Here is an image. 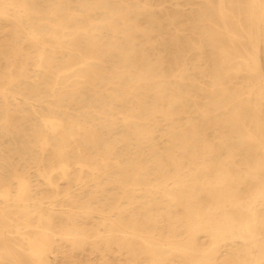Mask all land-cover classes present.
<instances>
[{
    "label": "bare ground",
    "instance_id": "bare-ground-1",
    "mask_svg": "<svg viewBox=\"0 0 264 264\" xmlns=\"http://www.w3.org/2000/svg\"><path fill=\"white\" fill-rule=\"evenodd\" d=\"M95 1L93 4H87L83 0L76 1L80 12L84 13L79 21L78 17L81 15L72 16L67 9L56 8L53 4L55 9L41 11L30 0H0L1 16H7L10 7L19 14L18 27L25 33V40L36 49L37 67L45 68L48 73L55 70L56 78L53 86L49 87L52 97L55 95V86L66 81L68 73L73 71L75 76L81 78V82L88 84L95 101L94 105H90L83 98L81 88L67 84L63 88L68 92L66 96L70 103L74 102L75 105L94 111L108 110L95 111L105 119L111 117L115 110H124L116 111V114L122 116L127 134L114 138L111 143L102 138L100 131L111 132L114 130V122L100 124L97 132L96 128L85 127V120L65 121L54 115L41 114L43 127L54 138H59L52 149L55 155L53 160L57 162L58 169L65 176L70 161L69 136L75 131L83 146L79 152L81 158L77 160L80 172L97 171L91 167L90 159L92 155H98L104 169H115L117 172L120 179L115 178L113 183L119 184L123 189L129 204L141 209L137 214L130 213L126 222L123 217L128 210L114 206L113 211H118V217L112 222L111 232L118 230L142 239V252L149 257V264H164L167 256L172 255L182 256L186 264H264V0H248L245 14L234 12L226 6L225 0H218L215 14L220 25L210 18L207 23L213 31L226 38L227 44L218 43L216 38L211 40L216 44L214 48L218 57V66L212 65L213 73L209 81L215 90L210 89L204 97L206 101L203 109L198 108L197 102L193 101L192 110H196L199 122H188L189 136L182 134L181 126L172 127L164 134L163 149L154 143L151 127L158 119L173 124L177 117L186 113L183 110L188 108H185L180 95L184 91L179 89V85L194 88L195 82L189 80L188 83H180L185 77L175 75L173 79L176 86L170 87L162 62L154 63L145 53L137 50L135 33H141L146 39L149 30H139L140 27L133 18L149 19L157 25L149 5L150 0H146V6L140 9H131L130 6L114 8L111 0ZM66 2L68 4L71 0ZM94 13L102 16L97 24L91 18ZM51 18L53 19L50 20ZM242 19L245 20L244 23ZM34 20L46 21L51 29L50 37L58 50L67 48L68 51H82L78 53L76 70L70 60L54 66L53 59L46 57L44 33L36 27ZM120 24L126 30L122 34V40H115L110 44L104 37L118 35ZM72 27L74 32L69 33L67 30ZM65 37H70L69 44L73 47L64 45ZM102 50L114 70L106 83H102L104 68H94L90 63L95 54ZM242 74L245 76L239 82V75ZM23 78L24 73L21 71L18 76L7 75L4 78L9 85L3 89L4 99L11 87L20 89L19 83ZM104 84L114 86V89L106 96L97 95L96 92ZM21 89L34 92L48 89V86L42 79ZM186 93L188 98L192 97L189 91ZM13 94L22 95L17 90ZM243 94H246L245 99ZM74 96H78V99ZM214 125L230 126V134L234 135L228 139H220L221 148L217 150H213L205 138L200 137L202 132ZM38 140L41 145H49L46 136L40 135ZM233 142H240V147L246 142L253 145L251 153L247 151L248 148L238 150L246 151L244 154L251 158L245 159V155L242 156L245 159L243 174L229 168V165L236 164L233 157L240 155V152L233 149ZM118 144L128 149H137L133 153L134 157L126 164L117 156ZM144 149L146 153L143 152ZM223 154L225 157L219 158ZM183 158H186V162L182 161ZM109 161H112L110 166L107 164ZM48 166L49 171L54 169L52 163ZM186 166L188 167L185 170ZM42 176L49 186L53 185L47 172ZM13 179L17 184L15 194L9 184L0 181V197L4 202L32 200L28 181L16 175ZM136 191H142V195H134ZM10 206L7 204L0 208V235L7 227L6 222L10 220ZM171 208H180L183 211L181 220L171 217ZM161 209L166 210L164 217L158 215ZM23 216L21 223L26 227L32 226L28 216ZM159 217L167 220L170 230V235H160L163 241L155 240L154 234L146 229L148 225H156ZM181 222L185 235L180 239L178 224ZM50 225V219L40 211L37 212L35 227L41 233L26 237L28 256L33 264H48L43 252L50 247L46 235V232L51 231ZM198 233H204L209 238L208 248L199 247ZM61 235L85 237L84 233L74 229H66ZM234 239L241 243L239 249L236 247L239 254L225 250L220 252L223 245L234 242ZM159 242L161 243L158 245ZM2 257L5 258L0 255V259ZM7 257L13 258L10 253Z\"/></svg>",
    "mask_w": 264,
    "mask_h": 264
},
{
    "label": "rangeland",
    "instance_id": "rangeland-1",
    "mask_svg": "<svg viewBox=\"0 0 264 264\" xmlns=\"http://www.w3.org/2000/svg\"><path fill=\"white\" fill-rule=\"evenodd\" d=\"M30 1L34 2L36 8L41 11L61 7V9H67V12L72 16L81 15L78 17L79 21L84 16V13L80 12L77 0H71L68 4L66 0ZM83 1L87 4L96 2L95 0ZM111 2L114 8L130 6L131 9H140L147 4L146 0H111ZM217 3L218 0H150L149 5L157 25H154L153 21L149 19L133 18L140 27L139 30H149L146 39L141 33L134 32L137 50L145 53L154 63L162 62L170 87L176 86L173 79L175 75L185 77L180 83L185 84L189 80L195 82L194 88L189 85L185 87L179 85L181 87L179 89L184 91L180 95L185 108H188V110H183L186 113L177 117L173 124L158 119L152 125L154 143L160 149L165 148L164 134L168 133L172 127L179 125L182 128L180 130L182 134H189L188 122H199L196 110H192L193 101L197 102L198 108L203 109L206 101L204 97L210 89H214L209 81L213 73L212 65L217 63L218 57L214 48L216 44L211 40L216 38L218 43L227 44L226 38L221 33L213 31V28L209 27L207 23V19L210 18L220 25L215 14ZM225 4L234 12L245 14L249 2L248 0H225ZM7 13V16L0 15V181L9 184L12 187V193L15 194L17 184L13 179L14 175L25 178L29 183L30 195L33 199L15 203L13 201L4 202V199L0 197V208L7 204L11 205L8 215L10 220L6 222L7 227L0 235V255L5 256L0 259V264H33L32 259L28 256L26 237L40 235V230L35 227L39 211L50 219L51 224V231L46 232L50 247L44 249L43 252L44 259L48 264H149V257L142 252V239L118 230L111 232L113 231L112 222L118 217V211H113L114 206L118 205L120 209L128 210L123 217L126 222L130 213L141 212L140 208L137 209L129 204L119 184L113 183L115 178L120 179L115 169H104L100 157L94 154L91 156L90 163L91 167L96 168L97 171L84 170L80 172L77 160L81 158L79 152L82 151L83 146L80 136L74 131L69 136L70 161L64 176L58 169L57 162L53 160L55 158L52 152L53 145L59 138H54L43 127L40 117L41 114H44L54 115L65 121L85 120L87 122L85 127L96 128L97 132L100 124L114 122V130L111 132L100 131L102 138L111 143L114 138L127 134L122 116L116 114V111L124 110H115L111 117L105 119L95 111L107 112L108 110L94 111L75 105L74 102L70 103L66 96L68 92L63 88L67 84L81 88L84 94L83 98L90 105H94L95 101L94 93L88 88V84L81 82V78L75 76L73 71L68 73L66 81L55 86L53 92L55 95L52 97L49 87L53 86L56 78L55 70L52 71L53 73H48L45 68L37 67L36 49L32 43L25 40V33L18 27L17 17L19 14L12 7L8 9ZM41 16L45 17V15ZM91 16L96 24L102 18L99 13L91 14ZM34 22L36 27L44 33L46 57L53 59L54 66L55 64L60 66L66 60H70L76 70L78 68V53L81 50L68 51L67 48L58 50L54 40L50 37L51 29L46 21L34 20ZM242 22L244 23L245 20L242 19ZM118 29V35L114 37L107 35L104 39L110 44L115 40L121 42L122 34L126 30L122 24L118 25ZM262 29L264 38V28ZM67 31L74 32L73 27ZM64 41H66L65 46L73 47L69 44L70 37H65ZM90 63L94 68L99 66L104 68L102 83H106L108 76L114 70L106 59L104 50L95 54ZM176 63L178 64L175 65ZM20 71L24 73V78L19 83L20 89L11 87V91L6 94L4 99L3 89L9 87L4 78L7 75L18 76ZM244 76L243 74L239 75L238 81H242ZM42 79L46 81L48 89L34 92L21 89L30 87L35 81ZM104 85L98 89L97 95L106 96L114 89V86ZM14 90L22 95L13 94ZM186 91H189L192 97L188 98ZM245 95H242L244 99ZM74 98L78 99V96H74ZM235 129L239 130L236 126ZM230 130H232L230 126L214 125L202 132L200 137H204L210 147L217 150L221 148L220 139L234 136L230 134ZM219 132L225 134H219ZM40 135L47 137L48 146L39 143ZM239 143L233 142V149L240 152V155L233 157L236 164L229 165V168L243 174L245 170L243 163L245 159L251 158L244 154L246 151L238 150L248 148L247 151L251 153L253 145L246 142L244 146L240 147ZM100 148L102 149V146ZM116 149L117 156L124 160L123 164L129 162L137 150L136 148L128 149L121 144L116 145ZM143 152L146 153V149ZM243 155H245V159L242 157ZM224 157L223 154L219 158ZM182 161L186 162V158H183ZM49 163L54 166L52 171L48 170ZM111 163L112 161L107 162L109 166ZM237 168L242 170L238 171ZM45 172L50 175L52 186H49L42 176ZM78 178H80L79 181H77ZM134 195L140 196L142 191H136ZM165 212V209H161L158 215L164 217ZM24 214L28 216V221L32 226L26 227L21 223L20 219L24 217ZM170 215L173 219L181 220L183 211L180 208H171ZM157 220L156 225H148L146 229L154 234L155 240L163 241L164 239L160 235H170L168 222L164 218L161 220V217ZM182 226V222L178 224L180 239L185 235ZM66 229L84 233L85 237L72 238L70 235H61ZM234 240V242H227L223 245L220 252L225 250L239 254L238 249L241 243L237 239ZM197 244L201 249H206L209 247L210 240L204 233H198ZM163 249L166 250L165 247ZM8 253L13 258L7 257ZM235 257L237 258V255ZM164 264H186V260L182 256L172 255L167 256Z\"/></svg>",
    "mask_w": 264,
    "mask_h": 264
}]
</instances>
